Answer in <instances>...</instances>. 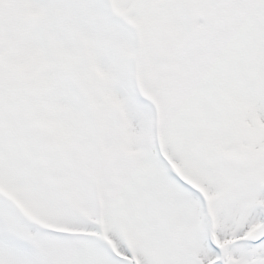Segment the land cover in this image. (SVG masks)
Segmentation results:
<instances>
[{
    "label": "snow or ice",
    "instance_id": "snow-or-ice-1",
    "mask_svg": "<svg viewBox=\"0 0 264 264\" xmlns=\"http://www.w3.org/2000/svg\"><path fill=\"white\" fill-rule=\"evenodd\" d=\"M0 264H264V0H0Z\"/></svg>",
    "mask_w": 264,
    "mask_h": 264
}]
</instances>
